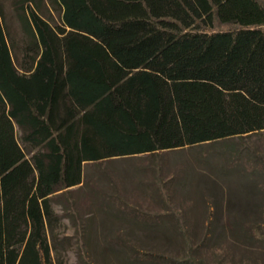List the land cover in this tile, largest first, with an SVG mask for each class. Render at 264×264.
Listing matches in <instances>:
<instances>
[{
    "label": "trees",
    "instance_id": "16d2710c",
    "mask_svg": "<svg viewBox=\"0 0 264 264\" xmlns=\"http://www.w3.org/2000/svg\"><path fill=\"white\" fill-rule=\"evenodd\" d=\"M9 6L23 45L0 0V264H60L64 215L55 205L70 209L85 163L146 155L164 165L167 150L264 134V0ZM120 207L141 222L167 216ZM248 228L264 241V220ZM205 243L206 235L190 253L136 255L151 264H256Z\"/></svg>",
    "mask_w": 264,
    "mask_h": 264
},
{
    "label": "rangeland",
    "instance_id": "374dc122",
    "mask_svg": "<svg viewBox=\"0 0 264 264\" xmlns=\"http://www.w3.org/2000/svg\"><path fill=\"white\" fill-rule=\"evenodd\" d=\"M2 1L4 21L22 47L9 0ZM164 156V165L146 155L84 164L82 183L68 194L70 209L55 205L64 215L56 230L60 264H81L80 257L87 264H151L136 252L190 253L188 247L205 235V244L224 248L234 262L247 257L264 264V241L248 228L264 220V134L167 150ZM120 205L172 218L141 222Z\"/></svg>",
    "mask_w": 264,
    "mask_h": 264
}]
</instances>
